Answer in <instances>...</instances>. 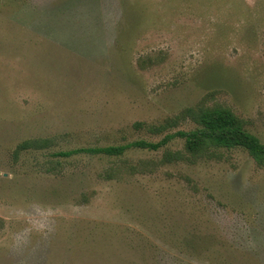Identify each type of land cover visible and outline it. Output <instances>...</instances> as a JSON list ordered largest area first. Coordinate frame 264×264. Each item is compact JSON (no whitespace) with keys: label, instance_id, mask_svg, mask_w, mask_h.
<instances>
[{"label":"rangeland","instance_id":"obj_1","mask_svg":"<svg viewBox=\"0 0 264 264\" xmlns=\"http://www.w3.org/2000/svg\"><path fill=\"white\" fill-rule=\"evenodd\" d=\"M217 104L264 142V0H0V264H264L245 151L53 156ZM34 138L53 145L14 155Z\"/></svg>","mask_w":264,"mask_h":264},{"label":"trees","instance_id":"obj_2","mask_svg":"<svg viewBox=\"0 0 264 264\" xmlns=\"http://www.w3.org/2000/svg\"><path fill=\"white\" fill-rule=\"evenodd\" d=\"M191 121L196 125L190 130L172 132L182 122ZM136 130H144L153 136H162L158 142L136 140L127 144L109 145L105 147H82L66 151L54 152L53 156L70 158L78 154L106 155L120 157L129 149L136 148L149 151H158L168 146L173 140H183V148L179 150L166 149L161 162H187L195 164L205 158L219 157L220 150H243L254 159L258 167L264 168V142L245 128V122L230 108L223 105H198L187 107L172 118L166 119L159 125L136 122ZM53 145L48 138H34L24 140L18 144L14 155L28 150H42ZM57 164H60L57 161ZM55 166L47 169L53 173ZM111 178V172L107 173Z\"/></svg>","mask_w":264,"mask_h":264}]
</instances>
